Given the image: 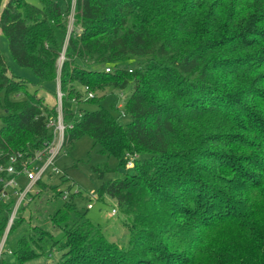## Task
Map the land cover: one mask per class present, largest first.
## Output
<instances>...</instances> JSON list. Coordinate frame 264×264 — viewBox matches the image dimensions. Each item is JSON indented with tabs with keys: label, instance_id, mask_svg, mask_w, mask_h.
<instances>
[{
	"label": "trees",
	"instance_id": "trees-1",
	"mask_svg": "<svg viewBox=\"0 0 264 264\" xmlns=\"http://www.w3.org/2000/svg\"><path fill=\"white\" fill-rule=\"evenodd\" d=\"M2 1L0 32L13 62L62 94L63 122L71 128L60 152L89 136L125 170L105 181L114 170L91 168L99 175L98 199L115 201L124 217L127 247L106 239L74 204L79 193H68L50 217L62 232L53 243L58 264H264V0H76L65 49L70 0H39L38 7ZM130 57L142 61L134 70L119 67ZM93 65L103 68L87 69ZM78 86L93 98L83 101ZM28 87L0 53L3 167L18 154L32 164L53 138L48 124L56 106ZM106 88H130L128 124L102 108L64 107L99 104L104 96L95 94ZM13 93L23 98L10 100ZM35 185L61 196L42 181ZM6 220L1 212L0 235ZM229 230L234 240L216 237ZM45 239L52 238L30 229L11 261L3 254L0 264L38 258L43 252L33 247L41 250Z\"/></svg>",
	"mask_w": 264,
	"mask_h": 264
},
{
	"label": "rangeland",
	"instance_id": "rangeland-1",
	"mask_svg": "<svg viewBox=\"0 0 264 264\" xmlns=\"http://www.w3.org/2000/svg\"><path fill=\"white\" fill-rule=\"evenodd\" d=\"M6 0L2 1V6ZM34 6H39V0H24ZM71 29H74V25H70ZM0 53L4 56L5 61L11 71L12 75L18 79H23L28 82V89L30 92L34 90L39 91L40 96H44L46 103L49 106H56V110L59 108V101L55 95V90H57V85L46 84L41 87L38 80L34 76L30 69L18 67L12 60L9 53L8 44L5 36L0 32ZM157 57V56H156ZM142 59L130 57L119 64V67L136 68L138 63ZM87 68V67H86ZM103 66L93 65L87 69L101 70ZM78 90L82 94V100L84 101L87 94L83 87L78 86ZM130 94V88L120 91L119 89L106 88L104 91H99L95 95L97 97L104 96L99 104L95 102H80L79 104L64 103V107L68 110H75V107L81 111H95L99 108L107 111L114 118L117 119L122 125H126L130 122V118L123 114L124 102L127 96ZM4 98V93H0V128L2 127L1 117L3 115V110L1 108ZM21 94H10V100L22 99ZM245 98V97H244ZM243 98V102H244ZM118 99V105L121 107L117 110V105L115 109H112V105L115 104ZM36 159V158H35ZM46 162V158L42 157L37 160L32 165V170H40ZM117 160L113 156H109L102 152L100 145L95 144L94 141L89 136H83L79 140L75 141L70 149H63L55 158L54 163L45 172L44 176L40 181L47 184V186H52L56 188L58 192H61V196H55V192L51 189H45V191H40V188L35 185L27 198L25 203L26 207L20 209L17 218H21L22 222L15 229H13L7 237V241L4 248L3 258L11 261V256L7 254L8 250H14L17 241L23 236H28L30 229L36 228L37 231L47 234V236L52 239H45L41 244H39L40 249L36 247L34 250L36 253L43 254L39 255L38 258L30 261L27 264H58V260L61 256V251L58 246L53 243L59 241L62 236V232L59 228L54 227L50 223V217L54 212L60 208L65 201V194H77L74 197V204L77 209L81 212H85L86 218L100 226L106 239L111 242L117 243L120 247H127V242L129 235L127 229L123 226L124 217L118 213L115 201L111 200L109 197H102L94 201H90V195L96 194L99 187V175L91 171L92 167L106 165L110 169L114 170L113 173L106 174L104 180L109 179H121L124 177V168L117 167ZM52 169H56L53 172ZM60 177H64L60 179ZM17 182L22 186L29 184V181L24 177L20 176ZM70 190L68 191V188ZM67 199V198H66ZM91 203L92 208L87 209V204ZM115 209L117 211L116 215H111V210ZM33 232V230H32ZM0 235V242H1ZM216 237H224L225 240H234L236 238V232L229 230L224 233L217 234Z\"/></svg>",
	"mask_w": 264,
	"mask_h": 264
},
{
	"label": "built area",
	"instance_id": "built-area-1",
	"mask_svg": "<svg viewBox=\"0 0 264 264\" xmlns=\"http://www.w3.org/2000/svg\"><path fill=\"white\" fill-rule=\"evenodd\" d=\"M55 2H60L63 0H53ZM75 7H76V0H70L69 2V12L67 16V37L64 44V49L66 46V42L68 39V36L70 32L73 30L70 28V25H74L75 22ZM63 49V50H64ZM64 60L63 53L61 54L58 64L61 65ZM112 71V68L107 67L105 68V72L110 73ZM131 72V70H129ZM85 90V89H84ZM56 97L59 103V108L57 110V118L54 120H51L48 124V127L52 128V134L53 138L52 141L45 146L44 150L42 152H39L36 154L35 158L32 161V164L29 165L28 162H22L21 155L18 154L17 156L11 157L7 163L6 166L0 165V174H3V176H0V213L3 212L5 216L7 217L5 227L2 231L1 236V242H0V257L4 254V248L7 241V237L9 235L11 227L14 225L15 220L17 219V214L21 207L25 205L28 196L30 195L33 187L35 186V183L37 181H40L42 177L44 176L45 172L48 170L49 167H51L54 163L55 158L60 153L61 146L63 143L64 133L65 130L68 128H71V125H66L63 122V116H62V103L61 98L62 94L59 90V87L57 86L56 90ZM87 98H93V94L89 93L87 94ZM120 108L121 106L118 105ZM42 157L46 158V162L44 166L38 170L35 169V171L32 170V165ZM20 162V169L17 168V165ZM133 163L132 161H128L126 167L132 168ZM53 172L57 173L56 169H52ZM24 177L29 181V184L22 187L18 182V177ZM67 195V194H65ZM66 198V196H64ZM98 197L96 194L90 195L89 200L94 201ZM6 205L5 208H3ZM92 204H87V209H91ZM111 215H116V210H111ZM7 254H11V250L7 251Z\"/></svg>",
	"mask_w": 264,
	"mask_h": 264
}]
</instances>
